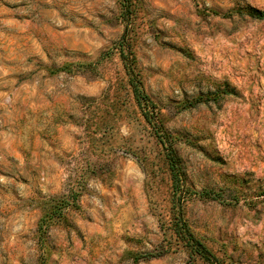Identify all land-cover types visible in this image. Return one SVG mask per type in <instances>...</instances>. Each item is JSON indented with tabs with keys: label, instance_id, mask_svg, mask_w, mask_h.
Here are the masks:
<instances>
[{
	"label": "rangeland",
	"instance_id": "obj_1",
	"mask_svg": "<svg viewBox=\"0 0 264 264\" xmlns=\"http://www.w3.org/2000/svg\"><path fill=\"white\" fill-rule=\"evenodd\" d=\"M254 12L0 0V264H264Z\"/></svg>",
	"mask_w": 264,
	"mask_h": 264
},
{
	"label": "trees",
	"instance_id": "obj_2",
	"mask_svg": "<svg viewBox=\"0 0 264 264\" xmlns=\"http://www.w3.org/2000/svg\"><path fill=\"white\" fill-rule=\"evenodd\" d=\"M253 18L258 19V20H264V14L263 13L254 12L253 13ZM136 80H137L136 77L132 74V77H131V80H130L132 86L137 82ZM135 94H139L138 91H136V89H135ZM136 96H137V100L139 101L140 104L142 102L146 101V106H148V108H149V106H151V103L146 100V97H141V96H138V95H136ZM78 196L79 195L77 193H74L73 194V197H72V201H70V203L74 207L76 206V203H77L76 200H77V197ZM59 209L60 208H56L55 209L56 211H54V212H58ZM54 218H55L54 217V214H52V215H50V217L48 218V220H45V219L42 220V222L40 224V228H39V231H40V233H41L42 236L46 235L47 232H48V230H49V228H50L49 223L46 224L45 222L46 221L52 222ZM190 242H191L190 244H192L193 247L195 246L197 248V250L199 251L200 244L197 241H195L192 236L190 237ZM41 264H44V260L42 261Z\"/></svg>",
	"mask_w": 264,
	"mask_h": 264
}]
</instances>
